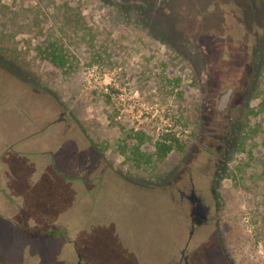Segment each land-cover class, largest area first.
<instances>
[{"label": "rangeland", "instance_id": "obj_1", "mask_svg": "<svg viewBox=\"0 0 264 264\" xmlns=\"http://www.w3.org/2000/svg\"><path fill=\"white\" fill-rule=\"evenodd\" d=\"M4 180L0 264H264V0H0Z\"/></svg>", "mask_w": 264, "mask_h": 264}, {"label": "trees", "instance_id": "obj_2", "mask_svg": "<svg viewBox=\"0 0 264 264\" xmlns=\"http://www.w3.org/2000/svg\"><path fill=\"white\" fill-rule=\"evenodd\" d=\"M41 56L44 59L49 60L60 69L69 70L70 68H72L69 65L68 55L65 54L56 43H50L45 49H43L41 51ZM247 127L248 125L244 127V131H246ZM245 143V140H243V147ZM146 144L147 141L143 134H129L126 137V150L129 152L130 158L133 159L138 165H140L141 162L149 164L153 158L164 160L173 150L182 149L180 141L172 135H164L162 139L158 140L154 144L153 153L151 154H148V151H146Z\"/></svg>", "mask_w": 264, "mask_h": 264}, {"label": "flooded vegetation", "instance_id": "obj_3", "mask_svg": "<svg viewBox=\"0 0 264 264\" xmlns=\"http://www.w3.org/2000/svg\"><path fill=\"white\" fill-rule=\"evenodd\" d=\"M230 94H231V92L224 96V98L222 100V105L227 102V99L229 98ZM0 188H1L0 189V192L2 193V195H3V193H5V189L6 190H9V189L4 188V187H0ZM9 191H10V193H14V191H11V190H9ZM182 196L183 197H186V194L183 192L182 193ZM188 198H189L190 203H191V206H192L191 215H192V218H193V222H195V223H202L203 221H205V216L206 215L203 214L200 211L199 200L197 199L194 191L192 192L191 196H189ZM6 199L9 200L8 198H6ZM28 217H30V216H28ZM21 222L22 223H20V222L19 223L18 222H12V224H14L13 227H20L22 231H26V232H40L42 234L47 233L46 235L49 236V237H51V236L52 237H55L61 231L64 233V235L69 233V230L65 226H63L61 224L56 225V224L51 223V224L48 225L47 228H45L44 226L42 227V226H39V225L30 224L28 222V220L26 221V219L25 220L22 219ZM77 255L79 257V260L76 263H74V264H91V261L87 257L86 258L88 259V261H86L85 263L82 261V256H81L82 255V252L79 251L78 249H77Z\"/></svg>", "mask_w": 264, "mask_h": 264}, {"label": "crops", "instance_id": "obj_4", "mask_svg": "<svg viewBox=\"0 0 264 264\" xmlns=\"http://www.w3.org/2000/svg\"><path fill=\"white\" fill-rule=\"evenodd\" d=\"M56 168V167H55ZM56 172V171H55ZM56 174L58 175V174H64V173H62V172H59V173H57L56 172ZM65 175V174H64ZM6 178V177H5ZM21 185H25V184H14V183H9V182H6L5 180L4 181H1L0 182V187H4V188H7V189H9V190H11V191H14V193H10V194H12V196L14 197V199L15 200H19V198L17 197V192L14 190V188L15 187H17V189L18 190H21L22 191V189L24 188V187H21ZM1 189V188H0ZM2 191V190H1ZM3 192V191H2ZM2 197V196H1ZM22 199V198H21ZM25 214H26V217H28L29 215H32V214H35L34 212H32V211H26L25 212ZM33 216V215H32ZM38 215H36V217H37ZM40 216V215H39ZM48 215H46L43 211H41V216H40V218L38 219V220H40V221H37L34 225H39V226H44L45 228H47L48 227V225L49 224H51V223H53V224H56V225H58V224H62L63 225V223L62 222H60V221H56L55 219H52V218H50L49 219V216L47 217ZM24 220V219H23ZM26 221H27V219H26ZM20 223H22V222H20ZM28 223V222H27ZM30 223V222H29ZM32 224V223H31Z\"/></svg>", "mask_w": 264, "mask_h": 264}]
</instances>
